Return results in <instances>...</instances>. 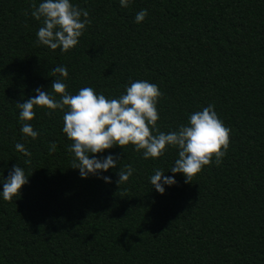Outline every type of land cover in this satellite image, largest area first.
<instances>
[{
  "label": "trees",
  "instance_id": "obj_1",
  "mask_svg": "<svg viewBox=\"0 0 264 264\" xmlns=\"http://www.w3.org/2000/svg\"><path fill=\"white\" fill-rule=\"evenodd\" d=\"M41 2L0 0V193L14 166L29 176L11 201L0 194V264H264V0H71L92 23L68 52L37 46ZM60 66L67 79L52 76ZM55 79L108 98L155 83L165 133L214 105L231 129L228 152L185 183L170 170L176 148L154 160L115 146L95 158L117 157L116 168L82 178L62 131L67 109L37 107L28 123L38 138L21 131L17 103L37 88L54 94ZM125 165L135 171L118 185ZM157 168L177 181L163 194L150 182Z\"/></svg>",
  "mask_w": 264,
  "mask_h": 264
},
{
  "label": "clouds",
  "instance_id": "obj_2",
  "mask_svg": "<svg viewBox=\"0 0 264 264\" xmlns=\"http://www.w3.org/2000/svg\"><path fill=\"white\" fill-rule=\"evenodd\" d=\"M130 3L131 0H120L122 7H128ZM31 15L38 21L43 19L44 24L37 32V46L44 45L52 50L59 48L62 52L75 48L86 27L92 23L89 12L73 5L71 0H43L38 6L33 3ZM147 15V10H141L136 14L135 22H143ZM51 73L52 76L58 73L64 79L68 77V70L63 66L56 67ZM67 89L66 83L55 79L51 85L54 94L37 88L35 97L22 104L17 103L19 119L25 122L21 131L33 140L38 138L39 132L28 123L35 119L37 107L49 110V115L67 109L63 115L62 131L72 142L68 148L75 157L71 168L79 169L82 178L116 168L117 157L95 158V154L115 146L124 149L132 145L135 151L143 152L144 159L154 160L163 157L171 146L178 150L171 172L182 173L185 183H190L213 160L216 166H220L230 147L231 129L224 125L211 104L192 113L188 124L181 125L178 130L160 131L157 127L160 119L157 105L163 94L155 83L145 80L131 82L119 98L97 94L92 87H82L77 94H71ZM15 148L25 156H31L21 143H17ZM49 151H56L55 142L49 145ZM134 171L131 165H125L124 170L119 169L117 184L128 182ZM164 173L157 168L150 177L152 186L161 194L165 192L163 185L177 183L174 177ZM28 178L22 167L14 166L3 183V192L0 193L3 199L11 201L19 196L22 187L29 182ZM101 178L111 182L109 177Z\"/></svg>",
  "mask_w": 264,
  "mask_h": 264
}]
</instances>
